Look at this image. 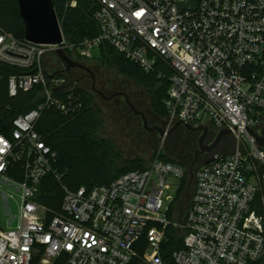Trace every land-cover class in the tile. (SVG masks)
I'll use <instances>...</instances> for the list:
<instances>
[{
	"label": "built area",
	"instance_id": "obj_1",
	"mask_svg": "<svg viewBox=\"0 0 264 264\" xmlns=\"http://www.w3.org/2000/svg\"><path fill=\"white\" fill-rule=\"evenodd\" d=\"M98 34L60 47L90 59L107 43L143 71L169 81L166 129L177 121L229 129L230 151L213 149L190 166L151 160L108 184L62 186L60 210L36 199L55 173L56 152L35 130L45 108L82 107L66 76L46 74L43 57L57 46L15 37L0 27V64L10 96L42 87L40 101L0 133V184L20 192L18 224L0 227V264H251L264 259V0H94ZM77 0H66L76 7ZM164 69H169L166 75ZM212 141L205 142L210 144ZM16 164L23 170L14 176ZM192 167V177L189 168ZM195 167V170L193 169ZM193 183L184 211L176 202L185 175ZM56 177H59L56 174ZM174 187L176 195H165ZM176 203V209L172 205ZM181 246L164 250L168 234Z\"/></svg>",
	"mask_w": 264,
	"mask_h": 264
},
{
	"label": "trees",
	"instance_id": "obj_2",
	"mask_svg": "<svg viewBox=\"0 0 264 264\" xmlns=\"http://www.w3.org/2000/svg\"><path fill=\"white\" fill-rule=\"evenodd\" d=\"M77 1V6L70 8L65 6L66 0H52L63 37L68 44H77L85 37L98 34V26L93 17V11L96 8L95 1ZM0 27L17 38H24V24L17 0H0ZM64 52L72 60L83 64L95 61L100 66L113 68L127 79L132 80L137 86L145 89L150 113L158 120L165 121L167 110L164 99L167 97L168 78L143 71L136 63L107 43H101L90 59L79 56L74 48H64ZM47 53L51 54L55 65L60 69H54L49 65L47 69L45 68L46 74L57 71L59 75L66 76L70 82H74L71 90L80 94L82 107L72 114H64L54 107L45 108L35 123V130L57 154L52 163L55 173H48L41 180L36 196L39 202L52 211H58L63 196V185L70 190H76L80 186L90 189L96 185L108 184L126 171L145 169L156 157L190 166L189 162L171 158L156 150L148 160L138 155L125 156L122 148L118 147L109 135L104 111L97 103V100L102 99L101 96L92 90L91 84L90 87L85 88L83 84H80V80L74 79L70 74L72 70L83 71L79 68L66 70L54 50ZM18 71L13 66L0 64V133L5 135L10 133L11 119L35 107L42 95V87L35 86L28 91L18 90L16 95L10 96L7 78ZM164 71L166 75L170 74L169 69H164ZM80 79L82 82V77ZM179 128L192 133L186 142L188 148L191 146H194L191 150L197 148L199 131L188 130L182 125L175 129ZM193 169L195 170V167ZM14 172V176L21 180L23 170L20 164H16ZM56 174L59 177H56ZM192 188L193 183H190L186 173L176 198L181 212L184 211L187 195L191 193ZM261 196H264V184H261L257 193V198ZM172 209H176V203L172 205ZM181 242L182 233H170L167 241L164 242V250L170 252L180 247ZM259 261L251 264H258Z\"/></svg>",
	"mask_w": 264,
	"mask_h": 264
},
{
	"label": "rangeland",
	"instance_id": "obj_3",
	"mask_svg": "<svg viewBox=\"0 0 264 264\" xmlns=\"http://www.w3.org/2000/svg\"><path fill=\"white\" fill-rule=\"evenodd\" d=\"M53 60L51 54L47 53L43 59L44 67L47 69L50 65L54 69H60L59 67L57 68ZM85 65L95 75L97 89L106 96L117 91L125 92L133 105L145 113L149 126L157 125L163 130L166 129L165 121L158 120L150 113L149 100L145 89L137 86L132 80L127 79L113 68L100 66L95 61H89ZM83 73L85 74V72L79 70H72L70 74L74 79L80 80V84H83L85 88H88L91 84V76H85ZM97 94L100 96L99 93ZM115 97H113L115 99L111 98L109 100L101 97L102 99L97 100V103L104 111L109 135L115 140L118 147L122 148L125 156L138 155L148 160L156 150L174 159L189 163L193 161L194 150H191V148L194 146L188 148L186 144L192 133L183 128L174 129L171 133L163 136L156 130L148 131L144 129L141 117L132 112L126 104L124 97L122 95ZM200 134L201 131H199V136ZM194 136L196 135L194 134ZM214 137L208 140L213 141ZM233 145L234 141L232 138L225 137L218 144L216 150L230 151L233 149ZM19 194L20 192L15 187L0 184V227L3 229L12 228L18 224ZM165 195H176L175 188L170 187V189L165 191ZM261 197L264 198V196ZM258 264H264V259L260 260Z\"/></svg>",
	"mask_w": 264,
	"mask_h": 264
},
{
	"label": "water",
	"instance_id": "obj_4",
	"mask_svg": "<svg viewBox=\"0 0 264 264\" xmlns=\"http://www.w3.org/2000/svg\"><path fill=\"white\" fill-rule=\"evenodd\" d=\"M17 3L24 24V38L26 40L34 43L57 46L55 53L63 63L65 69L70 70L71 68H79L85 70L91 76L92 90L99 93L103 99L109 100L115 96L122 95L131 111L141 117L144 129L148 131L156 130L161 136L171 133L179 125L184 126L188 130L201 131L198 138L197 153L215 149L220 143L221 138L224 135L230 134L229 129H221L217 132L214 140L210 144H206L205 137L208 132V127L205 125L193 126L182 121H177L169 130H163L157 125L149 126L145 113L138 110L133 105L125 92L117 91L106 96L102 91L96 88L95 75L91 69L87 65L69 58L60 47L63 41V34L52 0H17ZM248 131L255 137L256 143L264 147V126L260 129V134L255 133L249 128ZM189 171L192 177V167L189 168Z\"/></svg>",
	"mask_w": 264,
	"mask_h": 264
},
{
	"label": "flooded vegetation",
	"instance_id": "obj_5",
	"mask_svg": "<svg viewBox=\"0 0 264 264\" xmlns=\"http://www.w3.org/2000/svg\"><path fill=\"white\" fill-rule=\"evenodd\" d=\"M82 70V69H81ZM83 72H85V76L89 75L85 70H82ZM83 75V77H84ZM264 126V124L261 125V128ZM214 136H216V132L214 129L210 128L209 131L207 132V135L205 137V142H208V139H212ZM215 138V137H214ZM198 149V147L196 149H194V156H193V161H191V164H197L200 161H202L205 157L208 156L210 151H203V152H196Z\"/></svg>",
	"mask_w": 264,
	"mask_h": 264
}]
</instances>
